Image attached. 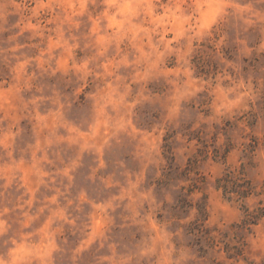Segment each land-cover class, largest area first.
Listing matches in <instances>:
<instances>
[{
	"label": "rangeland",
	"instance_id": "374dc122",
	"mask_svg": "<svg viewBox=\"0 0 264 264\" xmlns=\"http://www.w3.org/2000/svg\"><path fill=\"white\" fill-rule=\"evenodd\" d=\"M227 170L264 206V0H0V264H264Z\"/></svg>",
	"mask_w": 264,
	"mask_h": 264
},
{
	"label": "trees",
	"instance_id": "16d2710c",
	"mask_svg": "<svg viewBox=\"0 0 264 264\" xmlns=\"http://www.w3.org/2000/svg\"><path fill=\"white\" fill-rule=\"evenodd\" d=\"M217 181L218 187L221 188L228 197L237 196L238 199L243 200L246 216L243 222L245 225L258 224L264 219L263 205L251 209L245 202L246 199L256 192V186L252 180L246 176L243 170H227ZM198 209L201 218L206 216V204L199 205Z\"/></svg>",
	"mask_w": 264,
	"mask_h": 264
}]
</instances>
